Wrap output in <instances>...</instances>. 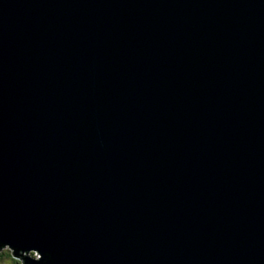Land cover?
Here are the masks:
<instances>
[{"label": "water", "instance_id": "1", "mask_svg": "<svg viewBox=\"0 0 264 264\" xmlns=\"http://www.w3.org/2000/svg\"><path fill=\"white\" fill-rule=\"evenodd\" d=\"M5 247L264 264V0H0Z\"/></svg>", "mask_w": 264, "mask_h": 264}, {"label": "trees", "instance_id": "2", "mask_svg": "<svg viewBox=\"0 0 264 264\" xmlns=\"http://www.w3.org/2000/svg\"><path fill=\"white\" fill-rule=\"evenodd\" d=\"M7 257L13 261V264H18V260L15 258V253H11L4 248L0 249V263L1 264H4V262L7 260ZM20 257H22V255Z\"/></svg>", "mask_w": 264, "mask_h": 264}, {"label": "rangeland", "instance_id": "3", "mask_svg": "<svg viewBox=\"0 0 264 264\" xmlns=\"http://www.w3.org/2000/svg\"><path fill=\"white\" fill-rule=\"evenodd\" d=\"M4 249L8 250L11 253H14V250H11V248L5 247ZM34 254H36V253H34ZM15 258L18 260V264H20V258H21L20 255H18V256L15 255ZM4 264H13V261L7 257V260L4 262Z\"/></svg>", "mask_w": 264, "mask_h": 264}, {"label": "clouds", "instance_id": "4", "mask_svg": "<svg viewBox=\"0 0 264 264\" xmlns=\"http://www.w3.org/2000/svg\"><path fill=\"white\" fill-rule=\"evenodd\" d=\"M33 254H34V253H33ZM33 254H31L30 256H32ZM37 256H38V257H37ZM35 257H36V259H37V258H39L40 256L36 253V254H35Z\"/></svg>", "mask_w": 264, "mask_h": 264}, {"label": "built area", "instance_id": "5", "mask_svg": "<svg viewBox=\"0 0 264 264\" xmlns=\"http://www.w3.org/2000/svg\"><path fill=\"white\" fill-rule=\"evenodd\" d=\"M38 257V256H37Z\"/></svg>", "mask_w": 264, "mask_h": 264}]
</instances>
